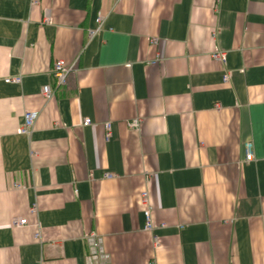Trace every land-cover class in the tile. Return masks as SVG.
<instances>
[{"label":"crops","instance_id":"crops-1","mask_svg":"<svg viewBox=\"0 0 264 264\" xmlns=\"http://www.w3.org/2000/svg\"><path fill=\"white\" fill-rule=\"evenodd\" d=\"M91 232L111 264H264V0H0V264H86Z\"/></svg>","mask_w":264,"mask_h":264},{"label":"built area","instance_id":"built-area-1","mask_svg":"<svg viewBox=\"0 0 264 264\" xmlns=\"http://www.w3.org/2000/svg\"><path fill=\"white\" fill-rule=\"evenodd\" d=\"M105 29V18L103 16H98L96 18V27L94 29H91L89 31L90 38H93L97 35H99L103 30ZM213 58L220 62H225L226 54L222 51H216L213 54ZM75 64L68 65L62 60H57L53 64L52 68V77L55 83V86L48 84L43 87L42 94L46 99H51L55 94V89L60 88L64 86L68 80L69 75L74 71ZM229 76L225 75L224 80L228 81ZM7 82H13V83H20L21 78L20 77H10L7 78ZM39 112L38 111H26L24 115V123L20 127V133L30 135L33 131L34 124L36 120L38 119ZM139 121L136 119L133 121L132 126L137 127ZM92 124L91 118H85L83 121L84 126H89ZM107 129L110 130V124L108 123L106 125ZM246 150V161H252L254 160V153H253V147L251 142H247L245 145ZM106 177H112V173H106ZM19 187V186H18ZM146 196V194H145ZM145 217H146V223H145V230L152 232L155 229L152 216H151V210L147 209L145 210ZM27 223V219H21L18 221L19 225H23ZM39 236V233H38ZM84 240L87 244V255H86V264H111V256L110 254L105 250L104 247V240L103 236L96 233L91 232L84 236ZM155 242L158 243L159 239L155 238Z\"/></svg>","mask_w":264,"mask_h":264}]
</instances>
